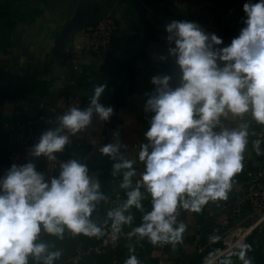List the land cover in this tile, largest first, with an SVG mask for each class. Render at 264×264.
<instances>
[{
    "label": "clouds",
    "instance_id": "clouds-1",
    "mask_svg": "<svg viewBox=\"0 0 264 264\" xmlns=\"http://www.w3.org/2000/svg\"><path fill=\"white\" fill-rule=\"evenodd\" d=\"M242 10L243 26L226 45L195 21L165 25L167 49L159 60L171 58L174 68L150 78L154 88L143 107L151 116L138 148L128 151L118 131L102 144L92 135L94 122L114 114L100 102L101 83L87 106L67 107L31 145L28 155L43 157L54 175L37 170L34 159L0 172V264H57L64 250L55 241L66 235L102 239L105 246L126 237L124 264H141L139 242L175 249L188 228L182 211L200 213L229 198L249 152L264 155V135L254 127L264 129V0H245ZM81 40L77 34L63 51H78ZM84 135L112 161L107 183L123 192L115 201L82 155L60 158L72 137ZM208 239L216 243L221 236ZM251 249L243 236L234 238L204 264H233V257L253 264Z\"/></svg>",
    "mask_w": 264,
    "mask_h": 264
},
{
    "label": "crops",
    "instance_id": "crops-1",
    "mask_svg": "<svg viewBox=\"0 0 264 264\" xmlns=\"http://www.w3.org/2000/svg\"><path fill=\"white\" fill-rule=\"evenodd\" d=\"M87 1L93 9V18L87 24L71 29L67 34L69 41L60 46L62 51L65 47L72 48L73 40L80 34L81 48L58 55L53 52L54 41L80 0H0V77L7 73L44 82L43 87L27 96L25 103L29 116L42 111L46 103L57 106V115L63 112L60 101L64 103V100L53 90L62 82L84 98L83 107L87 106L93 87L106 84L99 99L105 106L111 105L114 114L106 122H94L97 131L92 135L102 144L111 142L113 132L118 131L121 141L131 151L134 146L138 148L140 142H146L143 133L149 127L151 113H146L143 106L147 99L145 94L154 88L150 78L174 68L171 58L159 60V55L165 54L167 49L165 25L174 19L195 21L205 32L220 36L223 45H226L227 38L223 33L230 28L235 17L243 13L239 11L241 2L245 0ZM105 11H110L117 21L113 50L107 54L93 53L85 47L84 30ZM74 65L77 67L74 68ZM14 102L7 97L0 104V126L14 115ZM254 127L257 133L264 130ZM3 143L4 136L0 132V151ZM73 152L82 155L84 162L105 183L104 190L108 194L119 192L120 197L123 196L115 182L107 183L112 179V161L99 154L97 145L89 142L88 135L72 137L64 155L68 157ZM260 158L261 155L250 151L242 172L236 177L255 166ZM217 205L211 203L200 213L181 212L179 219L188 228L183 243L175 249L168 245L153 246L147 240L139 242L137 246L143 249L141 264H204L205 257L220 244V241L211 243L208 239L214 232L219 234L210 219ZM47 239L55 241L54 237ZM55 243L60 247V241ZM111 254L115 257L112 261L101 255L87 257L79 264H124V257L129 255L126 237L117 242ZM117 255L119 258H116Z\"/></svg>",
    "mask_w": 264,
    "mask_h": 264
},
{
    "label": "built area",
    "instance_id": "built-area-1",
    "mask_svg": "<svg viewBox=\"0 0 264 264\" xmlns=\"http://www.w3.org/2000/svg\"><path fill=\"white\" fill-rule=\"evenodd\" d=\"M243 16L244 13L236 18L237 25L243 26L241 19ZM116 29V18L110 11L103 12L84 30L86 49L98 54L110 53L113 50V35ZM76 67L74 65V68ZM53 90L64 100L63 111L73 105L83 107L84 98L68 87L65 82ZM42 108L39 113L29 116L27 103L14 102V115L4 120L0 126V132L4 136L3 149L0 151V172L10 167L12 163L23 164L29 159H34L37 170L47 175L55 174L48 171L47 162L43 157L32 158L28 155L31 145L37 142L40 134L55 124L57 106L46 103ZM258 133L264 135V130ZM60 158L67 157L62 153ZM235 181L229 198L226 201H220L210 216L212 223L219 230L222 250L227 249L234 238L241 236L246 238L255 227L260 226V222L264 219V155H261L257 165L246 169L235 178ZM109 195L115 201L120 193L113 192ZM116 246L117 243L105 246L102 239L90 241L77 236L73 252L62 264H79L87 257L111 253Z\"/></svg>",
    "mask_w": 264,
    "mask_h": 264
},
{
    "label": "trees",
    "instance_id": "trees-1",
    "mask_svg": "<svg viewBox=\"0 0 264 264\" xmlns=\"http://www.w3.org/2000/svg\"><path fill=\"white\" fill-rule=\"evenodd\" d=\"M241 13L240 15H242ZM239 16V15H238ZM237 16V17H238ZM230 25V28L226 30L223 34L227 38V43H230L231 39L239 34V30L242 26L236 24V18ZM7 80V81H6ZM44 82H35L29 80L26 77L20 76H13L11 74H3L0 77V104L8 98L14 99V101H21L25 102L29 93L37 91L39 87H43ZM106 187V186H104ZM102 215V211H101ZM82 238H87L90 241H97L96 238H88L84 236H79ZM77 240V236L73 237L71 235L66 236L63 241H60V248L64 250V254L61 257L60 261H64L67 259L75 246ZM246 242L252 245L251 251L248 253L249 257H251L253 264H264V223L260 226H257L253 229L252 233L245 238ZM214 249H220V244L216 245ZM211 250V252L213 251ZM143 254V249L136 245V255L138 256L139 260L141 255ZM104 256H107L110 261L115 257L113 254L108 253ZM128 256V255H127ZM124 257V259L127 258ZM116 258H119L117 255ZM202 261V260H201ZM59 262V261H58ZM233 264H241V262L233 257Z\"/></svg>",
    "mask_w": 264,
    "mask_h": 264
},
{
    "label": "water",
    "instance_id": "water-1",
    "mask_svg": "<svg viewBox=\"0 0 264 264\" xmlns=\"http://www.w3.org/2000/svg\"><path fill=\"white\" fill-rule=\"evenodd\" d=\"M93 18V9L88 5L87 0H80V3L73 12L71 18L64 25L59 35L54 41L53 52L58 55H63V52L60 49L61 44L68 42L69 37L67 36L68 32L78 26L88 23V20ZM257 165V164H256Z\"/></svg>",
    "mask_w": 264,
    "mask_h": 264
},
{
    "label": "rangeland",
    "instance_id": "rangeland-1",
    "mask_svg": "<svg viewBox=\"0 0 264 264\" xmlns=\"http://www.w3.org/2000/svg\"><path fill=\"white\" fill-rule=\"evenodd\" d=\"M244 2H245V1H244ZM244 2H241V9H240V11H239L240 13L243 12V10H242V5H243ZM263 223H264V219L260 222V225H262Z\"/></svg>",
    "mask_w": 264,
    "mask_h": 264
}]
</instances>
